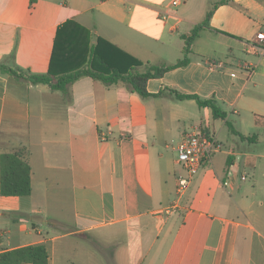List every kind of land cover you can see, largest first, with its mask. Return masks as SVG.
<instances>
[{"label": "crops", "instance_id": "1", "mask_svg": "<svg viewBox=\"0 0 264 264\" xmlns=\"http://www.w3.org/2000/svg\"><path fill=\"white\" fill-rule=\"evenodd\" d=\"M177 1L0 0V62L59 74L100 37L123 67L173 64L221 0ZM263 29L264 0L218 4L188 62L149 78L145 98L123 82L83 76L61 92L0 73V153L25 151L32 187L0 195V251L44 244L48 264H264V48L250 47ZM172 91L226 116L204 106L203 121ZM197 131L223 147L179 201L167 189L182 173L175 146Z\"/></svg>", "mask_w": 264, "mask_h": 264}, {"label": "trees", "instance_id": "2", "mask_svg": "<svg viewBox=\"0 0 264 264\" xmlns=\"http://www.w3.org/2000/svg\"><path fill=\"white\" fill-rule=\"evenodd\" d=\"M228 0H221L214 3L212 8L205 14L204 19L195 24L189 33L183 34L184 46L182 49L183 57L173 64L151 65L148 64L144 69H138L140 63L136 60L133 64L122 66L119 62H111L113 58L107 51L111 48L125 55L115 45L109 43L103 38L97 37L96 42L86 48V58L73 70H65L59 74H54L50 70L45 73H33L27 69L18 66H10L0 62V73L11 74L16 79L29 81L31 84H48L52 90L65 92L67 85L72 81L88 76L95 81H101L105 84L117 82L125 83L131 91L138 93L141 97H149L146 89V82L149 78L160 77L163 73L173 67L183 66L188 62V54L191 53V46L195 38L199 36L202 29L209 26L212 12L218 4L225 3ZM68 24L77 23L73 20L66 21L61 28ZM59 29L58 31H60ZM57 31V34H58ZM56 53V42L53 49ZM9 58L13 59V55ZM176 99H194L200 107H210L214 118H224L226 112L222 110L214 99H203L194 94H182L172 91ZM231 131L233 130L229 125ZM241 136V135H240ZM243 137V136H241ZM32 191L30 165L26 153L23 149L13 152L0 153V195L1 196H26ZM48 264V251L44 244H30L22 247L0 251V264Z\"/></svg>", "mask_w": 264, "mask_h": 264}, {"label": "built area", "instance_id": "3", "mask_svg": "<svg viewBox=\"0 0 264 264\" xmlns=\"http://www.w3.org/2000/svg\"><path fill=\"white\" fill-rule=\"evenodd\" d=\"M177 0H173V4H177ZM252 48H264V29L260 30L255 35V42L250 45ZM218 67L222 66V62L216 64ZM223 147L215 136L210 132H189L185 134L175 146V160L181 165L184 174H180L176 178L175 193L177 200L182 196L184 191L190 184L193 176L199 169L207 163L211 157ZM226 175H232V170L228 169ZM241 179H246V175H242ZM227 184V181L223 182Z\"/></svg>", "mask_w": 264, "mask_h": 264}, {"label": "rangeland", "instance_id": "4", "mask_svg": "<svg viewBox=\"0 0 264 264\" xmlns=\"http://www.w3.org/2000/svg\"><path fill=\"white\" fill-rule=\"evenodd\" d=\"M182 56H183V52H181V54H180V57H182ZM189 108L190 109L193 108L192 111H196V113L200 109L201 113L204 115V117L202 116V119H203V121H206V118L205 117H208V116H205V112H207V110H209V109L204 108V107L199 108L196 104H194L192 106H189ZM193 119H194L195 122H198L199 121V116H197V117H195ZM208 119L209 120H212V116L210 115ZM185 125H186L185 128L186 129H189L188 128L189 127V123L186 122ZM174 169H176L175 176H177L178 172L179 173L182 172L183 174L185 173V171L183 170L182 166L179 165V164L178 165H175L174 166ZM167 189H168V192L170 193L171 196H173L174 198H177L176 193L174 194V192H175V185H174V179H173V177H171V178L168 179ZM187 193H188V189H186L184 191V193L182 194V196L179 198V201L184 200L186 198ZM151 233H152V228L151 227H148L147 228V234L150 236Z\"/></svg>", "mask_w": 264, "mask_h": 264}]
</instances>
